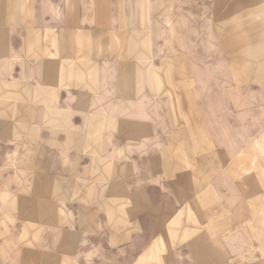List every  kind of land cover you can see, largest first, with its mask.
<instances>
[{
  "label": "rangeland",
  "instance_id": "374dc122",
  "mask_svg": "<svg viewBox=\"0 0 264 264\" xmlns=\"http://www.w3.org/2000/svg\"><path fill=\"white\" fill-rule=\"evenodd\" d=\"M133 1L140 26L124 23V49L150 75L119 81L142 84L171 121L173 170L161 149L157 174L182 200L141 219L131 197L120 212L86 203L99 187L75 197L65 176L36 170V141L27 160L14 136L0 142V264H264V0Z\"/></svg>",
  "mask_w": 264,
  "mask_h": 264
},
{
  "label": "crops",
  "instance_id": "0c3cea01",
  "mask_svg": "<svg viewBox=\"0 0 264 264\" xmlns=\"http://www.w3.org/2000/svg\"><path fill=\"white\" fill-rule=\"evenodd\" d=\"M53 1L0 0V142L26 141L28 160L36 141L38 172H52L59 181L65 176L75 197L81 189L100 188L99 199L85 190L86 203L116 204L120 212L131 197L132 219L152 217L158 204L171 209L173 198L183 196L157 174L161 149L163 171L173 170L171 121L162 111L158 121L148 110L157 103L142 96V84L119 81L150 75L141 71L144 54L124 49L122 27L140 26L134 1L62 0L63 15L55 14L60 5ZM102 211L108 221L109 209Z\"/></svg>",
  "mask_w": 264,
  "mask_h": 264
}]
</instances>
